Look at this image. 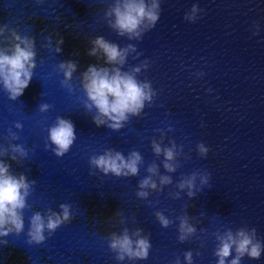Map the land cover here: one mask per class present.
Segmentation results:
<instances>
[{
    "label": "water",
    "instance_id": "obj_1",
    "mask_svg": "<svg viewBox=\"0 0 264 264\" xmlns=\"http://www.w3.org/2000/svg\"><path fill=\"white\" fill-rule=\"evenodd\" d=\"M112 3L0 0V27L34 38L37 53V67L22 96L11 101L0 86V148L22 144L28 151L19 164L9 157L0 160L14 175L36 181L27 200L30 210L24 212V232L0 237L7 240L0 244V264H121L108 247V237L125 227L130 232L142 229L151 249L147 260L125 259L122 264H174L177 257L185 264L188 251L193 264H217L214 233L228 229L255 228L264 245V0H160L159 20L139 41L118 37L107 26L104 16ZM194 5L200 11L189 22L185 16ZM98 36L121 48L133 44L137 53L127 58L123 70L147 61V70L137 79L150 82L157 93L152 105L119 132L97 127L95 113L84 108L81 73L90 65L107 66L88 55L90 41ZM61 38V52L56 54ZM66 61L77 63L71 93L61 86L63 73L58 70ZM41 104L50 105L47 113L39 111ZM57 117L70 120L77 137L62 158L51 148L45 150L47 130ZM9 129L19 140H9ZM158 129L165 133L162 146L169 141L183 146L180 167L171 174L172 185L141 200L136 193L147 167L156 163L160 173L167 174L163 157H156L151 148L153 139L160 140ZM200 143L209 149L204 158L197 152ZM109 149L125 157L138 151L144 161L138 176L117 178L92 169L90 157ZM193 172L207 173L209 184L192 199L186 192L173 199L170 193L179 191L180 178ZM60 204L71 206L73 219L51 237L45 232L44 244L29 245L26 233L32 214L49 208L59 213ZM157 211L172 221L169 228L159 225ZM185 214L197 232L180 243L177 218ZM241 264H264V252L259 260L244 257Z\"/></svg>",
    "mask_w": 264,
    "mask_h": 264
},
{
    "label": "clouds",
    "instance_id": "obj_2",
    "mask_svg": "<svg viewBox=\"0 0 264 264\" xmlns=\"http://www.w3.org/2000/svg\"><path fill=\"white\" fill-rule=\"evenodd\" d=\"M37 2L42 3L43 0H37ZM198 11L200 10L194 5L185 19L194 22ZM160 12V0H113L105 12L104 19L107 21V26L118 37H126L129 41H139L146 32L155 27ZM0 38H2L0 44L7 45L0 47V86L9 100L16 101L29 86L37 67L35 39L28 36L22 37L16 30L9 29L7 25L0 27ZM47 41L48 46L51 47V36L47 37ZM90 43L91 49L88 55L98 60L103 59L107 66L90 65L81 73L80 87L86 96L84 108L88 113H95L92 121L97 127L105 126L113 132H119L131 117H139L146 105L151 106L157 95L150 82L137 79L142 70H147L149 64L144 61L124 71L127 58L137 53L133 44L130 43L121 48L103 36L96 37ZM62 44V38L56 41V54L61 52ZM58 70L63 73L61 86L71 93L73 91L71 81L77 71V63L75 61L61 62ZM199 75L202 76L203 73ZM49 108L50 105L47 104L39 105L41 113H47ZM15 128L18 131L22 130V125L16 123ZM167 130L171 132L172 128L169 127ZM157 131H160V140L153 139L151 148L156 157H163L161 165L167 174L162 175L156 163L150 164L146 169L147 175L138 183L139 191L136 196L141 200H147L151 192L160 193L166 186L172 185L171 174L180 167L178 157L183 153V146L178 147L174 141H169L168 146H162L165 133L163 130ZM47 132L45 150L51 148L57 158L64 157L77 139L73 123L61 117L56 118ZM8 138L10 141L19 140V136L11 129L8 131ZM197 152L201 158H204L209 149L200 143L197 145ZM27 156L28 151L22 144L9 143L7 148H0V157H9L17 164ZM143 163V157L135 150L125 157L121 152L109 149L102 155H94L89 159L92 169L98 170L104 176L111 174L117 178L138 176ZM197 180H199V187H197ZM35 184V180L29 181L24 174L14 175L11 172V166L0 160V237H8L12 234L19 236L24 232V212L30 210L27 200L32 195ZM208 184L207 173L193 172L191 175L182 176L176 184L179 191L170 195L173 199H179L180 193L186 192L187 197L192 199ZM118 215L119 212L116 216ZM155 218L164 229L172 224V221L160 211L155 213ZM72 219L71 206L68 204H60L59 213L50 208L44 214L34 212L30 217L26 233L27 243L29 245L44 244L45 232L48 237H51L58 228ZM177 219L179 220L178 241L184 243L196 234L197 229L190 222L187 214ZM125 222L123 218L120 219L121 224ZM142 231V229H136L130 232L125 227L119 235L115 232L110 234L108 247L115 254L118 262L122 264L125 259L128 261L148 259L151 244L149 236L142 235ZM214 236L217 241L214 250L217 264H241L244 257L259 260L264 252V245L257 239L255 228L249 230L245 227L235 232L228 229L222 233L218 231L214 233ZM0 244L6 245L7 240H0ZM233 253L234 258L229 259ZM184 261L185 264H193L191 251L184 253ZM174 264H180L178 257Z\"/></svg>",
    "mask_w": 264,
    "mask_h": 264
}]
</instances>
